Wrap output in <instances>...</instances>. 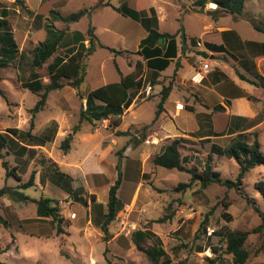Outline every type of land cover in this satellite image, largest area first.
I'll use <instances>...</instances> for the list:
<instances>
[{"label":"rangeland","instance_id":"374dc122","mask_svg":"<svg viewBox=\"0 0 264 264\" xmlns=\"http://www.w3.org/2000/svg\"><path fill=\"white\" fill-rule=\"evenodd\" d=\"M26 1L31 9L38 12L29 10L28 13L13 3L14 0H0V10H9L8 21L13 38L19 53L22 52L12 64L0 70V131L7 128L29 130L30 111L38 96L23 86L30 80L31 73L37 74L42 83L48 82L47 64L51 60L39 68H33L30 51L46 39L42 25L51 21L48 9L52 4H41V0ZM121 1L112 0L111 3L117 7ZM142 1L146 7L156 9L159 31L172 34L182 27L188 35L187 40H194L195 44L188 42L186 49L179 52V58L173 61L172 71L182 60V68L179 69L182 78L186 77L191 66L201 60L199 54L203 48L196 44H204L208 40L215 42L216 34L223 31L225 25L238 30L244 40H264V34L253 28V25L264 26V0H247L244 13L240 16L219 12L212 3L200 10L194 6L196 0ZM97 2L59 0L60 6L52 7L61 15L89 9V16L82 17L78 22L68 25L54 22V26L59 30L68 28L69 31L83 33L92 26L102 45L126 52L114 58L107 50L96 48L84 60L86 76L80 86L83 97L100 86L119 81L113 60L122 75L129 74L136 60L133 53L145 36V30L137 22ZM207 11H217L213 15L216 18L208 15ZM36 15L41 17L36 18ZM85 44L88 46L87 41ZM57 55L63 56L64 51L60 49ZM203 56L207 60L209 55ZM225 57L215 55L214 59L224 60ZM207 62L211 64L209 60ZM171 70L166 72L169 73L168 81L156 86L151 83L152 89L148 95L144 92L146 81H143L142 89L121 117L119 129L126 130L127 136L108 137L115 130L110 127L109 120L94 124L83 121L80 131L73 135L66 154L60 149V143L78 123L84 100L79 99L75 90L68 85L48 94L43 110L33 118L31 133L40 135L55 119L58 132L59 129L63 130L64 137L57 136L54 140V136L51 142L43 146L29 145L32 143L26 141V152L20 151L16 155L17 143L1 151L8 168H15L20 181L13 176L6 177L0 157V188L7 186L19 190L28 200L0 198V216L5 221V224L0 222V264H106V259L111 264H149L145 255L137 251L130 241V235L135 230H150L160 238L162 247L171 258L170 264H233L231 256L225 253V234L228 231L249 232L245 242L249 257L245 264H264V227L253 231L261 221L242 195L217 184L201 189L194 183L185 191H175L178 184L188 183L190 176L152 164L153 157L166 144L180 139V155L187 167H195L201 172L204 162L211 156L212 169L222 179L234 180L238 173L235 161L210 152L212 145L227 147L230 138L213 139L209 143L198 140L197 135L192 136V133L180 137L160 133L158 125H154L161 89L169 83L174 84L175 76L170 75L173 74ZM204 81L197 86L198 89L203 88ZM258 81L261 82L259 78ZM187 85L189 91L184 93L185 103L189 100L194 107L201 105L200 91H194L189 83ZM178 91L174 86L169 104L171 109L175 98L179 99ZM183 108H187L184 103ZM200 108L197 107V110ZM256 117L254 123L261 124L253 132L264 155V107ZM134 119L136 123H130ZM165 122L170 126L175 122L177 131L182 132L197 129L198 119L192 112L183 110L174 121L165 118ZM111 138H117L116 145L112 144ZM155 138L158 139L157 145L146 143ZM243 140L251 144L253 134H245ZM127 147L130 150L125 154L126 149L123 148ZM155 147L158 153L151 152ZM118 161L121 165V182L116 195L122 207L108 226L109 235L105 241L100 224L107 212L108 190L117 179L115 166ZM32 171L34 185L25 190L18 189L20 183L28 181ZM260 180H264V166L247 172L242 180V189L264 213V200L254 188V184ZM41 197L58 202L62 233H57L56 224L50 218L36 216V205L32 200ZM10 214L13 216L9 217ZM168 214H173L170 220L154 222ZM205 217L207 224L199 229ZM195 234H199L197 239H194ZM182 244H186V247H181ZM198 248L203 251L197 252Z\"/></svg>","mask_w":264,"mask_h":264},{"label":"trees","instance_id":"16d2710c","mask_svg":"<svg viewBox=\"0 0 264 264\" xmlns=\"http://www.w3.org/2000/svg\"><path fill=\"white\" fill-rule=\"evenodd\" d=\"M111 1L112 0H98L102 7H110L122 17L137 22L146 32V36L140 40L137 50L133 53L136 56L133 70L127 75H122L117 64L113 60L115 70L119 75V81L100 86L83 97L80 86L84 82L86 76L84 60H86L96 48L107 50L114 58L126 52L102 45L98 41L94 33L95 29L92 26H89L85 33L76 30L69 31L68 28L59 30L54 26V22H61L65 25L78 22L82 17L89 16V9H81L68 15H61L58 11L50 10L49 16L51 21L42 25L46 33V39L30 51L31 66L33 68H39L51 60L47 64L48 82L42 83L37 74L31 73L30 80L23 86V88L28 89L38 96L36 104L30 111L32 117L29 122V130L25 132L18 128H7L4 131H0L1 165L6 170V177L13 176L17 181H20L16 176L15 168H8L7 162L3 159V155L1 154L2 150H7L9 145H15L17 143L16 145H19V147L18 152H14L16 155L20 151L22 153L26 152V147L24 146L26 145V141L32 143L29 145L43 146L45 143L51 142L55 136L57 123L54 120L49 123L40 135L31 133L34 126L33 118L36 113L43 110L50 92L60 90L65 85H68L75 90L79 99L84 100V104L81 105L79 110L78 123L60 143V149L66 154L70 150L73 135L80 131V124L83 121L94 124L95 122L109 120L110 127L116 129L120 125L123 113L129 108L134 98L138 95V92L142 89L146 71H164L177 57L178 51L181 50L183 52L186 48L185 44L187 38L183 28L180 27L172 34L168 32H159L158 18L155 9L153 7H146L142 0H125L117 7L113 6ZM246 1L247 0H196L194 6L203 10L206 4L213 3L216 6V10L219 12L240 16L243 14ZM13 3L19 5L29 13L23 0H14ZM9 14V10L7 9L0 10V70L7 68L21 54L13 38L11 26L8 21ZM40 17L41 15H36V18ZM213 17L216 18V16ZM253 28L259 32L263 31L261 27L257 25H253ZM222 35L225 34L222 33ZM177 37L180 38V47H178L177 44ZM86 41L88 42V46L85 44ZM189 43L195 44L193 39H190ZM205 47L218 52H223L224 49L222 45L216 46L209 43H206ZM60 49L64 51L63 56L57 55ZM202 55L206 54L203 52ZM259 80L261 81L259 82L260 84L253 81H246L256 87L260 86L264 88V78L259 77ZM171 89V83L161 89L160 99L156 105L153 121H155L163 111V104L170 94ZM256 119L257 117L252 123H254ZM114 135L127 136L128 134L127 132L116 131ZM244 137L243 133L237 134L236 138H234L231 144L226 148L215 145H212L210 148V152L217 157H225L235 161L238 165V173L234 180L222 179L220 174L212 169L211 156L204 162L201 172H198L195 167H187V165L183 163L184 158L180 155V139H174L169 144H166L163 149L153 157L152 164L159 168L187 173L190 176L189 182L178 184L175 191H185L191 188L194 183H197L201 189L217 184L227 189L235 190L245 198L251 205L253 211L260 218L261 224L253 230L256 232L264 227V213L259 209L253 199L244 193L242 189V180L251 169L264 166V155L260 151V144L258 143L256 134H253L251 144L245 142L243 140ZM124 149L126 148H123V150ZM17 156L14 157L16 158ZM115 168L117 171V179L108 190V201L106 204L107 212L104 214V220L100 224V229L104 235L105 241H107L109 235L108 226L114 221L117 212L122 207L116 195L121 182L120 161H118ZM33 185L34 171L31 172L28 181L20 183L17 188L25 190ZM254 188L264 200V180L257 181L254 184ZM1 197H7L13 200H28L22 192L7 186L0 188V198ZM32 202L36 205V216L38 218H50L56 224L57 233H62V218L59 215L58 202L47 197H41L38 200H32ZM172 215L173 214L165 215L154 222L164 223L170 220ZM0 222L5 224L1 216ZM206 224L207 217H205L204 222L199 225V229L203 228ZM248 233L249 232L228 231L225 234V253L231 256L233 264H245L249 257V252L245 249ZM198 235L199 234H195L194 239H197ZM130 241L137 251L145 255L149 264L171 263V258L162 247L160 238L150 230L133 231L130 235ZM181 247H186V244H182ZM174 249L176 250L177 248ZM106 251L107 249H105V253ZM202 251L203 250L200 248L197 249V252ZM106 264H111V262L106 259Z\"/></svg>","mask_w":264,"mask_h":264},{"label":"crops","instance_id":"0c3cea01","mask_svg":"<svg viewBox=\"0 0 264 264\" xmlns=\"http://www.w3.org/2000/svg\"><path fill=\"white\" fill-rule=\"evenodd\" d=\"M23 1H24V5L28 10L32 12H36V11L38 12L37 9L36 10L31 9V7L28 5L26 0ZM124 1L125 0H122L121 3H123ZM251 1L252 0H250V2ZM44 2H49V3L51 2L52 7L54 8L60 6L59 0H46V1L41 0V4ZM52 7L48 10H52ZM156 14L158 18V30H159L160 21L157 11ZM263 27H261L263 31L261 32L257 31V32L264 34ZM223 29H224L223 31H220L216 34V38L214 40L215 42H211L210 40H208V42H205L204 44L200 43L201 46L198 47L203 48L202 53L204 52L206 53V55H209L208 59L206 60L205 57L202 55V53L199 54L201 56L200 57L201 60H198L196 65L191 66L189 68V72L187 73L185 78H182L179 75V69L182 68V60L180 62L181 65L180 63L179 64L176 63L177 68L175 67L173 71L171 70L173 62H171L170 65L167 67V69H165L162 72H154L147 70V72L145 73L144 82L146 81V84L149 83L150 86L151 83H154L155 84L154 86H156V85H161L163 81H168L169 73L166 74L168 70H171L172 71L171 73H173L170 75L175 76L174 84L172 85L171 92L168 95L165 103L163 104V111L155 120L154 125H158L160 133H169V135L171 134V136L174 137L183 136L185 133H192V136L197 135L198 140L208 141L209 143H212L211 140L213 139L230 138V144L233 141V139L236 138L237 134L243 133L244 136L245 134L246 135L256 134L253 131H255V129L258 128L261 123L256 124L252 122L256 118L259 110H261L264 107V88L260 86L256 87L255 85L249 82L253 81L260 84L258 78L259 77L264 78V40H260V41L244 40L241 37L238 30L236 31L233 28H230V25H225ZM222 33L225 35H222ZM145 36H146V32H145ZM185 36L186 38H188L187 37L188 35L186 33ZM208 39H210L209 35H208ZM176 40L178 47H180V38L177 37ZM188 42L189 40H186L185 47L186 45H188ZM206 43L214 44L216 46L222 45L224 47L223 52L214 51L213 49H207L205 47ZM179 52L181 53L182 51L181 50L178 51L177 57L175 59L179 58ZM20 53H21L20 55H22V52ZM215 55H224L226 57L224 60H216L214 59ZM203 60H205L206 62L208 60L210 61L211 64L209 65L212 67V70L208 74H206L205 77L203 78V80H205L204 81L205 84L203 85V88L198 89L197 86H200L201 83L198 85L192 84L189 81V78L191 74L194 72V70L198 68L199 62ZM230 69L232 70V73L230 72ZM246 80H248L249 82ZM187 83H189L190 87L194 88V91L196 90L200 91V98L202 99L201 105L199 104L196 107H194V105L191 104L189 100L187 101V103H185L184 93L189 91L188 90L189 88H187L188 87ZM174 86L177 87V91L179 90L178 88H180L181 91L180 90L178 91L179 99L175 98L173 102V109H171L169 108V104L171 103L170 100L174 92ZM158 102H159V97L157 104ZM183 103L185 106H187V108H183ZM199 106L201 108L197 110V107ZM183 110L192 112L196 117V119H198L197 129H194L192 131L189 130V131L179 132L177 131L178 128L175 122L173 124L174 126L167 125V123L165 122V118H169V120L174 121V119L180 116ZM134 117L135 114L133 118ZM53 120L57 123V131L55 133L54 140L57 136L61 138L64 137L63 130L59 129L58 132V128H59L58 122L55 119ZM130 123H136L135 119ZM119 127L120 125L113 132L109 133L108 137H112L116 131L126 132V130L123 131L120 130ZM154 140H158V139L155 138ZM117 141H118L117 138L116 139L111 138V142L113 145H116ZM20 144L23 145L22 143ZM24 146L28 147L26 145ZM129 150L130 148L127 147L125 150L126 151L125 154ZM157 151L158 148L155 147L152 149L151 152L155 153ZM12 216H13L12 214L9 215V217Z\"/></svg>","mask_w":264,"mask_h":264},{"label":"built area","instance_id":"2783aa9c","mask_svg":"<svg viewBox=\"0 0 264 264\" xmlns=\"http://www.w3.org/2000/svg\"><path fill=\"white\" fill-rule=\"evenodd\" d=\"M197 45L201 46V44L199 42L197 43ZM211 70H212V67L209 65V63L206 62L205 60H203V61L199 62L198 68H196L194 70V72L191 74V76L189 78V81L192 84L198 85V84L201 83V81L203 80L205 75L208 74ZM150 91H151V86L148 83L145 86L144 92L146 93V95H148ZM146 143L147 144H151L152 143L154 145H157L158 141L157 140H151V142L150 141H146ZM72 217H74V214L72 215Z\"/></svg>","mask_w":264,"mask_h":264},{"label":"water","instance_id":"95a60500","mask_svg":"<svg viewBox=\"0 0 264 264\" xmlns=\"http://www.w3.org/2000/svg\"><path fill=\"white\" fill-rule=\"evenodd\" d=\"M206 13L210 16H213L217 13V11H207Z\"/></svg>","mask_w":264,"mask_h":264},{"label":"bare ground","instance_id":"6f19581e","mask_svg":"<svg viewBox=\"0 0 264 264\" xmlns=\"http://www.w3.org/2000/svg\"><path fill=\"white\" fill-rule=\"evenodd\" d=\"M213 6H215L213 3H212Z\"/></svg>","mask_w":264,"mask_h":264}]
</instances>
